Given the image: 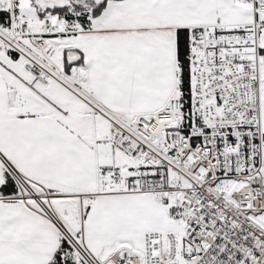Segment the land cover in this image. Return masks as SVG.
Listing matches in <instances>:
<instances>
[{
    "label": "snow or ice",
    "instance_id": "obj_1",
    "mask_svg": "<svg viewBox=\"0 0 264 264\" xmlns=\"http://www.w3.org/2000/svg\"><path fill=\"white\" fill-rule=\"evenodd\" d=\"M0 264H264V0H0Z\"/></svg>",
    "mask_w": 264,
    "mask_h": 264
}]
</instances>
